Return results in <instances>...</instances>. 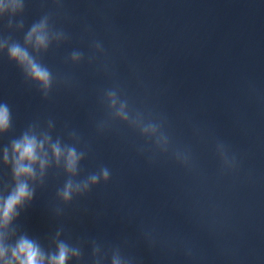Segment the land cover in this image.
I'll list each match as a JSON object with an SVG mask.
<instances>
[{
  "label": "clouds",
  "instance_id": "clouds-1",
  "mask_svg": "<svg viewBox=\"0 0 264 264\" xmlns=\"http://www.w3.org/2000/svg\"><path fill=\"white\" fill-rule=\"evenodd\" d=\"M60 5V0H56ZM25 0H0V18L7 17V27L17 31L25 27L24 20L15 18L23 16ZM63 29H58L52 22V15L45 13L39 20L33 22L24 33L23 42L14 40L11 36L0 37V53L6 51L8 59L14 62L23 73L25 81L38 86L42 95L47 98L56 82L51 69L42 62L43 54L55 45H60L68 39ZM95 50L103 53L100 42L94 43ZM73 64L84 59V53L73 50L69 57ZM92 59L91 57L89 58ZM64 83H68L65 79ZM101 103L107 107V118L98 124L103 131L111 128L116 122L127 125L139 133L146 141L160 152H168L171 138L166 132L163 117L154 116L151 111L136 108L122 94L119 87L105 89ZM12 128V112L7 103H0V136ZM54 123L49 120L47 127L39 123L29 124L19 137L10 141L2 149V163L10 167L11 184H5L0 189V264H86L82 243H70L61 239L63 229H58L51 237V245L45 248L39 239L31 237L27 232H18L15 222L21 211L32 203L36 188L45 184L51 168L62 169L67 179L62 187L57 189L56 196L61 204L68 205L77 196H84L101 182L107 183L111 178L108 167L101 166L98 171L88 174L83 179H77L80 174L81 161L87 152L78 149L80 137L75 132L69 133L73 143H64L57 136H52ZM225 164L229 161L223 145H218ZM175 158L181 163H187L186 152L173 151ZM57 215L62 208H55ZM91 264H104L110 257V264H133L132 258L122 255L119 247L102 250L100 244L91 241Z\"/></svg>",
  "mask_w": 264,
  "mask_h": 264
}]
</instances>
